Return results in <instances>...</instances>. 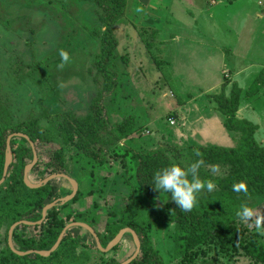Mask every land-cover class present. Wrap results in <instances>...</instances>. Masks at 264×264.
<instances>
[{"label":"rangeland","instance_id":"1","mask_svg":"<svg viewBox=\"0 0 264 264\" xmlns=\"http://www.w3.org/2000/svg\"><path fill=\"white\" fill-rule=\"evenodd\" d=\"M226 2L128 0L125 18L115 27V37L119 43L115 69L120 83L115 95L105 96L104 104L112 123L132 115L141 130L131 141L120 143L117 148L119 153H128L131 157L134 152L164 149L174 164L178 165V161H181L188 168L191 163L178 159L181 155L178 151L189 146L186 143L190 137H205L202 131L207 121L203 107L211 106L206 100L212 104L210 96L226 93L225 87L230 83L228 73L222 71L230 68L237 72L239 68L246 67L243 73V77L247 78L243 82L245 93L264 75V0H249L248 5L241 4L242 0L237 5ZM101 17L102 11L86 0H0V113L7 109L14 123L34 116L44 128L51 126L54 118L64 112L86 116L101 88L94 80L97 71L91 73L102 45L104 27ZM61 49L70 57L63 69L57 67L61 63ZM212 49L220 53V58H214V63L209 52ZM206 60L207 64H204ZM216 84L217 89L211 92L215 94L207 93L198 98ZM195 98H198L197 101L190 103ZM246 104L251 108L248 107L244 114L260 127L256 139L264 147V86L256 95L244 96L243 105ZM184 105L186 107L182 110L180 107ZM217 113L225 121V116ZM200 124L201 127L197 128ZM227 142L231 143L229 140ZM65 146L68 147L66 142ZM59 148V144L42 143L36 149L42 155L39 158L38 154V163H45ZM67 149L69 154L77 153L75 147ZM108 167L119 173L113 172L115 183L112 181L113 185L99 199L103 203V217L115 206L125 203L128 196L120 165L114 162ZM215 168V172L213 167L208 166L199 170L204 177L211 179L226 178L232 170L228 166ZM73 169L74 174L64 175L76 181L85 194L80 203L73 207L76 211L74 214L79 221L88 224L84 222L82 213L93 208L94 200L87 196L91 183L80 173L77 174L79 171L76 168ZM77 180L81 182L80 185ZM52 185L56 196L74 191L72 182L65 179L54 180ZM219 190L217 187L211 193L202 190L197 194V203ZM70 195H64L62 199ZM238 199L256 209L259 215H264V195L240 194ZM171 202L170 194L163 193L161 198L154 201L143 198L142 207L144 213L150 214ZM71 212L69 208L63 213ZM93 213L99 214V211ZM243 226L249 228L251 233H257L251 222L243 223ZM6 231L5 225L0 227V252L7 244ZM156 231L159 237L156 236L155 241L167 250V239L174 233V227H165L163 232L162 229ZM29 234H35V231ZM69 234L72 238L81 236L88 243L92 240L85 231L71 230ZM124 238L120 246L124 251V256L120 257L122 263L128 261L127 258L137 250L133 235L132 239ZM76 248L79 255L82 248ZM209 249L207 264H231L228 263L230 260L236 262L233 257L237 254L223 258L226 256L215 245ZM93 250L90 264H105L121 252L110 251L100 256ZM237 264L251 263L242 258Z\"/></svg>","mask_w":264,"mask_h":264},{"label":"trees","instance_id":"2","mask_svg":"<svg viewBox=\"0 0 264 264\" xmlns=\"http://www.w3.org/2000/svg\"><path fill=\"white\" fill-rule=\"evenodd\" d=\"M86 1L102 11L101 21L104 27L102 45L94 63L95 69H91V73L97 71L94 80L101 85L98 97L89 107L86 116L79 117L72 112H64L58 114L53 123L51 122V126L46 128L34 116L21 123H14L7 109H4L5 112L2 110L0 181L4 175L7 142L11 135L27 136L37 150L42 143L59 144L60 148L45 163H38L29 174V179L32 183L38 184L54 174L66 173L71 176L75 173L73 168H76L79 171L77 174L80 173L86 181L89 180L91 185L87 196L91 197L94 203L93 208L83 211L82 215L85 217L83 220L98 234L103 248H107L122 230L132 228L140 238L141 252L138 259L131 264H207L209 247L212 245L218 247L223 256H226L223 258L237 254L235 258L233 257L236 262L230 260L228 263L237 264V261L243 258L251 264H264V236L251 233V230L244 227L236 217L235 213L243 203L238 199V195L245 193L232 191L233 184L244 182L247 186L245 195L256 197L264 195V147L256 139L260 127L237 116L243 97L256 95L260 87L264 86V75L255 81L245 95L243 90L234 84L230 96L225 92L210 96L211 101L217 104V111L225 116L224 127L236 138L234 147L188 146L178 151L181 154L178 159L182 158L191 164L202 161L199 169L203 166L223 168L228 166L232 169L229 176L221 179L204 177L203 173L197 170L198 177L203 176L202 181L212 180L216 184L220 189L218 193L209 194L191 211L181 210L173 201L162 209L146 214L142 207L143 198L154 201L163 195L151 185L154 174L174 162L164 149L146 153L134 152L131 157L128 153L118 152L117 148L121 142L131 141L141 130L132 115L112 123L104 104L105 96L115 95L120 83L119 74L115 69L116 51L119 46L115 37V27L125 18L128 0ZM65 142L68 147L65 146ZM72 147L77 148V153L69 154L67 148ZM11 148L13 162L5 183L0 186V227L5 225L7 228L5 238L7 244L0 252V264H90L93 261V249L100 256H105V253L98 249L92 235L83 228L73 230L89 234L92 237L89 243L81 236L72 238L69 231L58 250L50 257L39 255L20 257L11 250L9 232L13 225L23 221L40 222L43 210L48 204L72 193L63 192V196H56L52 182L40 189L28 188L24 183V174L26 167L34 160L31 144L25 137H16L11 141ZM135 153L136 156H133ZM38 154L41 158L42 155ZM114 162L124 171L123 182L128 196L125 197V203L115 206V209H111L103 217L104 215H101L103 203H100L99 199L105 195L109 186L113 185L112 181L115 183L113 179L115 171L108 167ZM180 162L178 161V165L186 169L187 167ZM78 182L80 185L81 182ZM117 191L116 189L115 192ZM84 195L80 186L75 199L48 211L47 218L42 224L18 227L13 235L15 248L20 252L50 251L69 224L82 223L75 217L76 211L73 207L80 203ZM69 208L72 212L64 214L63 212ZM96 211H99V214L93 213ZM165 227H174L175 230L167 239L168 251L155 241L156 236L159 237L156 230L162 229L163 232ZM20 230H23V233H20ZM32 231H35V234H29ZM126 236L125 238L132 239V234ZM78 246L82 248L79 255L76 248ZM120 246L122 243L111 252L120 251ZM132 254L127 259H131L134 255ZM121 255L124 256L123 249L105 264H122ZM220 261L223 259L220 258Z\"/></svg>","mask_w":264,"mask_h":264},{"label":"clouds","instance_id":"3","mask_svg":"<svg viewBox=\"0 0 264 264\" xmlns=\"http://www.w3.org/2000/svg\"><path fill=\"white\" fill-rule=\"evenodd\" d=\"M59 56L61 63L57 67L63 69L69 62L70 57L62 49L59 51ZM201 163L202 161H197L186 169L177 164H171L154 174L151 185L159 193L170 194L171 200L181 210L191 211L197 204L198 193L202 190L211 193L216 188V184L212 180L202 181L198 177L197 170L200 168ZM215 171L217 169L213 167V172ZM189 176H191V180H189ZM232 191L246 194L247 186L244 182L235 183L232 186ZM235 215L242 223L251 222L254 224L257 233L264 236V215H259L256 209L246 203H241Z\"/></svg>","mask_w":264,"mask_h":264},{"label":"water","instance_id":"4","mask_svg":"<svg viewBox=\"0 0 264 264\" xmlns=\"http://www.w3.org/2000/svg\"><path fill=\"white\" fill-rule=\"evenodd\" d=\"M16 137H25L30 142L31 147L33 149V153H34V160H33L32 164H30L29 166L26 167L25 174H24V183H25V185L28 188L36 190V189H40V188L48 185L49 183H51L54 180L65 179V180H68V181L72 182V184L74 185V191L68 198L60 199V200H57V201L47 205L45 207V209L43 210V217H42V220L40 222L31 223V222L23 221V222H18L15 225H13L11 227V229H10V232H9V245L11 247V250L15 254L20 256V257H26V256H31V255H39V256H42V257H50L53 253H55L58 250V248L60 247L62 241L64 240L67 232H69V231H71V230H73L75 228H83V229H85L86 231H88L92 235V237L95 239V242H96V245H97L98 249L101 252H103V253H109L117 245H119L121 243L122 239L124 238V236L126 234H132L134 236V239H135L136 244H137V250H136V253L133 255V257L131 259H129L128 261H126V262H124L122 264H131L132 262L137 260L139 255H140V252H141V242H140V238H139L138 234L132 228H125L124 230H122L119 233V235L108 245L107 248H103L98 234L95 232V230L92 227H90L88 224H85V223H72V224H69L65 228L63 233L61 234L58 242L55 244V246L50 251L20 252L14 247V245H13V235H14L15 230L18 227L24 226V225L36 226V225L42 224L47 218L48 211H50L51 209H53L55 207H58L60 205H64V204L68 203L69 201H72L73 199H75V197L78 194V190H79L78 183L76 181H74L73 179H71L69 176L64 175V174H54V175L48 177L47 179H45L44 181H42L41 183H39L37 185L32 184L29 181V174H30L31 170L33 168H35L37 166V164H38V161H39L38 153L36 151L35 145L30 141V139L27 136L22 135V134H13L8 139V142H7V147H8L7 160H6V164H5L3 178L0 181V186H2L5 183L7 175H8V172H9V169H10V166H11V164L13 162V152H12V148H11V141H12L13 138H16Z\"/></svg>","mask_w":264,"mask_h":264},{"label":"crops","instance_id":"5","mask_svg":"<svg viewBox=\"0 0 264 264\" xmlns=\"http://www.w3.org/2000/svg\"><path fill=\"white\" fill-rule=\"evenodd\" d=\"M227 2L231 5H237V4H240L239 0H227ZM226 2V3H227ZM241 4H244V5H248L249 4V0H242ZM260 6L263 5L262 2L259 3ZM210 54L212 55L211 57L213 58V63L215 62L214 61V58H220V53L215 50V49H212V50H209ZM208 52V53H209ZM217 55V56H215ZM210 57V55L208 56V58ZM209 62H211L209 59H208ZM204 64H207V60L205 61ZM210 65V64H208ZM208 69H210V67L207 66ZM246 69V67L244 68H239L237 70V72L233 71L234 69H230V68H225L222 72H227L228 73V77H229V84L228 86H226L225 90H226V95L227 96H230V93L232 91V87L234 84H237L242 90H243V93L245 95V89L243 87V82L245 80H247L246 77H243V73L245 72L244 70ZM236 70V69H235ZM232 72V73H231ZM234 72V73H233ZM234 83V84H232ZM224 84V81L222 83V85ZM216 85L212 86L211 88H208L207 90H205V92H202L200 94V96L198 98H201L203 97L204 94H207V93H210V94H215V92L211 93L212 90H215L217 89ZM243 95V96H244ZM198 98H195L194 100H192L190 103L192 102H196ZM206 102L208 103V105L210 106L209 108L208 107H203L205 109L204 111V114H205V121H207V123H205V126H204V131H202L204 134H205V137L202 139V137H190L191 139H188L187 140V143L186 145L188 144L189 146H223V147H227V148H232L235 146V139H234V135L233 133L231 132H228L226 130V128L224 127V124H223V119H221V117L218 115L217 113V105L212 102L209 103L208 100H206ZM188 103V104H190ZM249 104H246V105H243V99H242V104H241V107H240V110L238 111L237 113V116L239 119H245V120H250L248 119V117L245 116V111L247 110ZM186 105L184 106H181L180 108L183 110V108H185ZM246 108V109H245ZM251 108V107H250ZM180 109V111H181ZM249 109V108H248ZM174 124V122H173ZM193 125V124H192ZM202 124L196 126L197 128H200ZM194 126V125H193ZM206 135L209 136L208 138H206ZM228 139L229 141H231L230 144H228ZM184 139H180V141H182ZM204 140H207V141H204ZM204 141V142H202ZM179 142V141H178ZM185 144V143H183ZM185 145V146H186Z\"/></svg>","mask_w":264,"mask_h":264}]
</instances>
